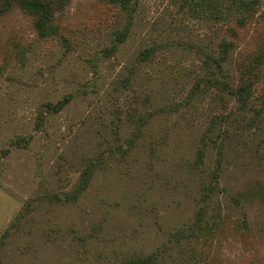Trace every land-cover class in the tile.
<instances>
[{"label": "rangeland", "instance_id": "rangeland-1", "mask_svg": "<svg viewBox=\"0 0 264 264\" xmlns=\"http://www.w3.org/2000/svg\"><path fill=\"white\" fill-rule=\"evenodd\" d=\"M220 1L71 0L44 37L17 11L0 19V264H264V66L243 110L206 81L229 26L242 53L264 43V0L242 27ZM216 147L204 218L247 227L202 243L187 234Z\"/></svg>", "mask_w": 264, "mask_h": 264}, {"label": "trees", "instance_id": "trees-1", "mask_svg": "<svg viewBox=\"0 0 264 264\" xmlns=\"http://www.w3.org/2000/svg\"><path fill=\"white\" fill-rule=\"evenodd\" d=\"M71 0H0V19L6 15L17 11L30 21L31 27L35 30L39 37H44L57 33L58 21L64 15L66 7ZM119 6L120 9L128 12L133 9V4L137 0H103ZM221 7L224 12L225 19L232 20L234 26L242 27L246 18L253 13L258 0H221ZM125 27L122 31L115 32V38L118 41L123 40L125 36ZM229 39L222 38L216 44V50L213 54L206 55V58L213 63V69L206 81L216 88L224 90L233 98L235 106L239 110H243L248 106L254 84L261 78L264 66V43L257 45L250 53H242L240 41L234 29L229 26ZM232 38H235L232 40ZM243 48V47H242ZM108 50V49H107ZM1 51V42H0ZM264 100V99H263ZM67 102V97L59 99L55 103H45V108L57 111L61 109ZM23 139H16L14 144L23 145ZM203 146H199L195 152L194 164L198 165L202 161ZM216 165L211 172L210 181L201 187L199 201V209L196 215V222L193 228H190L187 237L196 241L202 239V243H206L210 238H217L223 232L225 224H232L235 230L246 231V223L244 216L237 221H230L231 214L228 212L220 214L219 211L212 212L209 219L204 218L206 201L211 194L218 191V170L220 149L216 147ZM90 176V169H84L80 175V181L73 191L64 194L66 200H74L83 190L87 179ZM235 201L234 198H232ZM229 227H231L229 225ZM2 239L0 238V243ZM120 264H157L156 257L149 255H133L125 259Z\"/></svg>", "mask_w": 264, "mask_h": 264}]
</instances>
